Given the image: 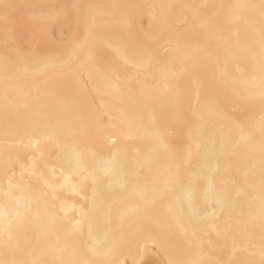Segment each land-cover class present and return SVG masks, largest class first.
<instances>
[{"label":"bare ground","instance_id":"1","mask_svg":"<svg viewBox=\"0 0 264 264\" xmlns=\"http://www.w3.org/2000/svg\"><path fill=\"white\" fill-rule=\"evenodd\" d=\"M0 264H264V0H0Z\"/></svg>","mask_w":264,"mask_h":264}]
</instances>
